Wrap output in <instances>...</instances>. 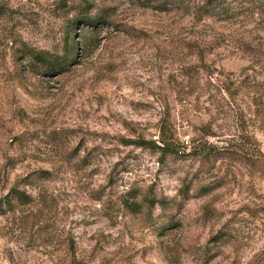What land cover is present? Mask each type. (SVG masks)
Wrapping results in <instances>:
<instances>
[{"label": "rangeland", "instance_id": "374dc122", "mask_svg": "<svg viewBox=\"0 0 264 264\" xmlns=\"http://www.w3.org/2000/svg\"><path fill=\"white\" fill-rule=\"evenodd\" d=\"M0 264H264V0H0Z\"/></svg>", "mask_w": 264, "mask_h": 264}, {"label": "trees", "instance_id": "16d2710c", "mask_svg": "<svg viewBox=\"0 0 264 264\" xmlns=\"http://www.w3.org/2000/svg\"><path fill=\"white\" fill-rule=\"evenodd\" d=\"M33 58H35L38 62L40 63H45L46 59L45 57L41 54V53H36L34 54ZM49 63V62H46ZM54 67H61L60 63H57ZM50 69V67H49ZM221 88V87H220ZM223 90H226V88H224ZM220 92V91H219ZM222 92V90H221ZM204 138L205 137H218L219 135H217L214 132H204L203 133ZM159 140H157V144L155 142H148V141H144V140H140L138 142H136L137 146L140 147H145V146H149V147H155L157 149H159L162 154L165 153H170L171 151H173L175 148H172V144L170 143L169 139L165 138L163 134H161V136L158 138ZM232 142H234L233 139L231 140H223L222 141V146H216L213 145L212 143H209L208 141H204V143L202 145H200L199 143L196 144L194 146V149H198L199 147H203V152L205 155H209V154H213L214 157L217 156H223L226 154H234L237 158H240L242 155L244 154V151L241 148H238V146H235L234 144H232ZM206 150V151H205ZM26 199H28V195L25 194V192H18L17 190L11 189L8 193V195L5 197V201L7 206L10 208L13 206V200H17V201H21V202H25L27 201Z\"/></svg>", "mask_w": 264, "mask_h": 264}, {"label": "built area", "instance_id": "2783aa9c", "mask_svg": "<svg viewBox=\"0 0 264 264\" xmlns=\"http://www.w3.org/2000/svg\"><path fill=\"white\" fill-rule=\"evenodd\" d=\"M185 144H187V141H185Z\"/></svg>", "mask_w": 264, "mask_h": 264}]
</instances>
